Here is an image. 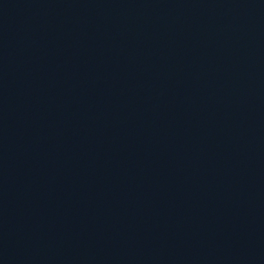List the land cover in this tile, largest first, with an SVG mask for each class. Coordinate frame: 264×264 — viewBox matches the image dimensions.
<instances>
[{
    "label": "water",
    "instance_id": "1",
    "mask_svg": "<svg viewBox=\"0 0 264 264\" xmlns=\"http://www.w3.org/2000/svg\"><path fill=\"white\" fill-rule=\"evenodd\" d=\"M0 174L59 264H264V0H0Z\"/></svg>",
    "mask_w": 264,
    "mask_h": 264
}]
</instances>
